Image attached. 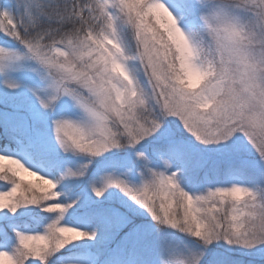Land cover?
<instances>
[{
  "label": "snow or ice",
  "instance_id": "snow-or-ice-1",
  "mask_svg": "<svg viewBox=\"0 0 264 264\" xmlns=\"http://www.w3.org/2000/svg\"><path fill=\"white\" fill-rule=\"evenodd\" d=\"M0 264H264V0H0Z\"/></svg>",
  "mask_w": 264,
  "mask_h": 264
}]
</instances>
